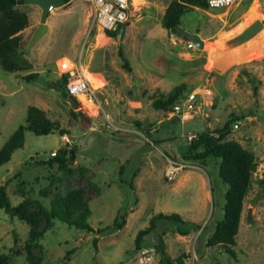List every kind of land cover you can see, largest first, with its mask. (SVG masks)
Instances as JSON below:
<instances>
[{
  "label": "rangeland",
  "instance_id": "obj_1",
  "mask_svg": "<svg viewBox=\"0 0 264 264\" xmlns=\"http://www.w3.org/2000/svg\"><path fill=\"white\" fill-rule=\"evenodd\" d=\"M168 1L132 0L118 40L95 26L89 29L82 0H72L69 8L56 5L44 19L45 32L24 52L40 10L17 0L28 26L21 32L19 69L0 67V146L24 124L27 106L41 110L65 134L24 131L22 146L0 165V185L5 183L11 206L28 200L25 210L38 215L54 195L82 189L92 229L124 215L119 229L99 235L54 219L32 248L35 255L41 251L38 264H157L158 235L165 253L180 264H264V0L184 12L178 27L202 41L201 48L192 49L179 38L172 44L168 29L161 27ZM248 14L253 18L247 22ZM72 64L81 65L98 105L76 98L81 107L75 109L62 96L59 74ZM26 74L35 76L26 80ZM180 83L185 85L180 97L192 91L196 98L194 113L182 121L170 108L163 112L152 105ZM225 121L223 139L239 142L255 161L234 244L226 246L231 252L205 244L222 217L226 185L217 175L219 159L180 157L187 134ZM70 150L73 158L66 167L71 173L46 163L51 151L68 157ZM166 157L182 165L172 180L163 176ZM8 212L0 208V253L8 255L9 264H29L20 250L28 226ZM157 213L178 214L187 234L176 239V223L156 220L135 250L136 232Z\"/></svg>",
  "mask_w": 264,
  "mask_h": 264
},
{
  "label": "trees",
  "instance_id": "obj_2",
  "mask_svg": "<svg viewBox=\"0 0 264 264\" xmlns=\"http://www.w3.org/2000/svg\"><path fill=\"white\" fill-rule=\"evenodd\" d=\"M68 0H63L65 3ZM198 8L206 9V5L202 0H169L166 4L161 17V27L164 29L176 28L179 24V17L186 11ZM28 25L27 15L17 8V0H0V67L7 72H15L19 69L18 57L22 54L21 32ZM125 27V23L119 24L114 30L106 31V36H115L116 33ZM120 57L121 54L118 52ZM124 68H127L125 61ZM35 75L26 74L22 78L30 79ZM59 81L65 86V75L59 74ZM185 91V85L180 83L173 86L165 96H159L152 102V105L161 111H166L172 107ZM253 93L256 87H252ZM62 96L72 98L66 93L65 87ZM81 107V106H80ZM228 126L225 121L221 127L213 129H205L197 134L195 138L186 144L185 152L180 156L182 160L187 162L201 161L207 156L218 158L217 175L219 179L226 185L223 193L222 217L215 223L212 233L207 237L206 246H228L234 244V236L237 231L240 212L242 208V200L246 194L250 182L251 173L255 167L254 156L251 151L243 148L241 144L235 140H224V135ZM31 131L35 135H43L56 130L59 135L65 132L57 128L55 122L45 117L44 113L34 106H27L25 110L24 124L18 125L10 134L6 141L0 146V165L10 159L11 153L20 148L23 144L24 131ZM200 148V149H199ZM199 149V150H198ZM69 160L65 157L64 151L60 156L50 157L46 163L57 164V168L62 174H69L71 170L66 167ZM88 185L90 186L89 182ZM28 200L11 206L5 192V183L0 185V208L5 212L13 210L14 215L22 220L27 226V237L20 248L24 253V259L29 264H38L41 261V251L38 255L32 253V248L37 246V240L45 231H47L54 219L65 223L67 226H73L86 232H93L96 235L104 232H112L119 229L124 223V215H117L109 226L99 229H92L87 218L90 214L89 207L82 189H71L63 195H54L49 201L47 209H40L39 215L25 210ZM43 225L40 227V222ZM156 220L172 221L177 224L175 232L179 235H186L187 229L184 227L185 222L176 213L153 215L148 225L136 232L133 243L135 250L140 247L141 239L155 228ZM195 227V224H192ZM96 236L91 239V245L96 248ZM227 248V247H226ZM39 249V248H38ZM154 249L159 254L157 264H180L177 259L171 260L165 253L163 248V240L160 235ZM227 251L231 252L227 248ZM16 252V251H15ZM17 253V252H16ZM66 255V254H65ZM0 264H9V257L0 253Z\"/></svg>",
  "mask_w": 264,
  "mask_h": 264
},
{
  "label": "built area",
  "instance_id": "obj_3",
  "mask_svg": "<svg viewBox=\"0 0 264 264\" xmlns=\"http://www.w3.org/2000/svg\"><path fill=\"white\" fill-rule=\"evenodd\" d=\"M84 6L88 11L89 29L93 26L97 27L102 33L104 31H112L119 24L125 23L129 16V7L132 6V0H82ZM207 8H218L223 6L236 5L240 0H202ZM52 10V6H48V12ZM167 38L172 44H175L176 39L184 42V47L188 49L194 48V45L179 36L175 30L168 29ZM65 75V90L66 93L73 99H76L79 93L86 94L92 104L98 105L96 97L93 95V90L90 89L87 81L81 72V65L75 64L61 72ZM209 92V91H208ZM195 95L192 91L187 93L184 97H179L176 103L168 110L171 114H177L180 120L187 119L192 116L195 111L194 101ZM237 128V122L232 125ZM195 138V134L189 133L185 136V140L189 143ZM56 152L51 151L49 156H55ZM166 166L163 170V176L172 180L177 171L182 167L177 161L171 158H165Z\"/></svg>",
  "mask_w": 264,
  "mask_h": 264
},
{
  "label": "water",
  "instance_id": "obj_4",
  "mask_svg": "<svg viewBox=\"0 0 264 264\" xmlns=\"http://www.w3.org/2000/svg\"><path fill=\"white\" fill-rule=\"evenodd\" d=\"M27 3H30L32 5H36L38 9L40 10L39 13V23L35 27V29L32 31L31 35L28 38L27 43L24 46V52H26L29 47L33 44V42L41 36L45 30H46V24L44 22V19L48 13V6H56V5H61L63 4V0H25ZM257 21V20H256ZM253 21L248 25L250 28L253 26ZM121 32V29L116 33V39L118 40L119 34ZM176 33L181 36L182 38L190 41L194 47L196 48H201L202 47V41L194 34H190L186 31H184L182 28L177 27L176 28ZM69 105H71L72 108L79 109L80 104L78 101H76L73 98H70L68 100ZM69 158H73V153L70 150L69 151ZM12 210L8 212L9 216L12 214Z\"/></svg>",
  "mask_w": 264,
  "mask_h": 264
},
{
  "label": "bare ground",
  "instance_id": "obj_5",
  "mask_svg": "<svg viewBox=\"0 0 264 264\" xmlns=\"http://www.w3.org/2000/svg\"><path fill=\"white\" fill-rule=\"evenodd\" d=\"M252 18H253V14H251V15L248 14L247 15V22L250 21ZM81 72L83 73V77L87 81V79H86V77L84 75L82 67H81ZM87 83H88V81H87ZM88 85H89V83H88ZM76 98L79 99V101H81L86 106L94 105V104H92V102L90 101L89 97L86 94L79 93Z\"/></svg>",
  "mask_w": 264,
  "mask_h": 264
},
{
  "label": "crops",
  "instance_id": "obj_6",
  "mask_svg": "<svg viewBox=\"0 0 264 264\" xmlns=\"http://www.w3.org/2000/svg\"><path fill=\"white\" fill-rule=\"evenodd\" d=\"M71 2H72V0H68V1H66L65 3L61 4V5H62L63 7H67V8H69ZM33 6L36 8L37 13H39V9H38V7H37L36 5H33ZM52 10H54V6L52 7ZM52 10H51V11H52ZM51 11H50V12H51ZM48 13H49V12H48ZM87 14H88V13H87ZM27 18H28V17H27ZM87 18H88V15H87ZM27 26H28V25H27ZM27 26H26V27H27ZM26 27H25V28H26ZM29 27H31V26L29 25ZM25 28H24V29H25ZM29 32H30V31H29ZM31 32H32V31H31ZM198 176H199V178H200V181L203 183V178H204L203 175L200 174V175H198ZM206 196H207V194H206ZM178 237H179V238H183L184 236H183V235H179V234H177L176 239H178Z\"/></svg>",
  "mask_w": 264,
  "mask_h": 264
}]
</instances>
